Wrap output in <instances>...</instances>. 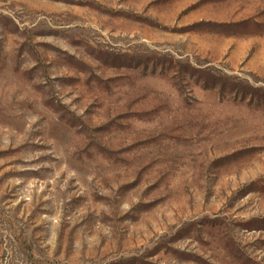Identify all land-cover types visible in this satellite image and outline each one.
Masks as SVG:
<instances>
[{
  "label": "rangeland",
  "instance_id": "rangeland-1",
  "mask_svg": "<svg viewBox=\"0 0 264 264\" xmlns=\"http://www.w3.org/2000/svg\"><path fill=\"white\" fill-rule=\"evenodd\" d=\"M0 264H264V0H0Z\"/></svg>",
  "mask_w": 264,
  "mask_h": 264
}]
</instances>
